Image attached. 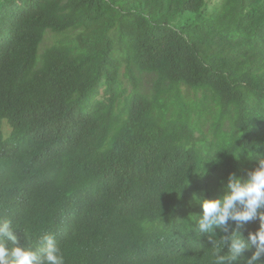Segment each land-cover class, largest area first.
<instances>
[{"label": "trees", "instance_id": "16d2710c", "mask_svg": "<svg viewBox=\"0 0 264 264\" xmlns=\"http://www.w3.org/2000/svg\"><path fill=\"white\" fill-rule=\"evenodd\" d=\"M48 31L67 37L42 50ZM0 116V218L21 246L54 234L65 264H158L135 246L213 264L195 197L264 158V0H0Z\"/></svg>", "mask_w": 264, "mask_h": 264}, {"label": "clouds", "instance_id": "9594fccd", "mask_svg": "<svg viewBox=\"0 0 264 264\" xmlns=\"http://www.w3.org/2000/svg\"><path fill=\"white\" fill-rule=\"evenodd\" d=\"M8 121L0 116V127L6 130L3 123L8 126ZM215 153L213 158L205 159L204 171L197 174H206L207 169L204 165L215 160ZM239 154L233 155L238 159ZM248 158L258 160V167L249 171L246 178L230 174L222 196L215 199L195 197L202 207V214L193 215L194 230L206 234L204 237L212 241V247L215 249L213 264H233L241 260L243 264H260L261 256L264 255V211H260L264 209V158L257 153L256 156L248 154ZM256 219L260 221L259 229L249 232L245 239L236 229ZM229 221L235 223L236 229L232 230L231 235L221 237L219 240L214 239L215 229L229 231ZM15 229L11 220L0 218V264H65L64 254L54 234H43L31 247H23L19 244ZM226 244L227 254L220 255ZM135 248L142 258L149 256L158 264H163L155 250L140 246ZM253 248L255 251L252 255L245 257L244 253Z\"/></svg>", "mask_w": 264, "mask_h": 264}, {"label": "rangeland", "instance_id": "374dc122", "mask_svg": "<svg viewBox=\"0 0 264 264\" xmlns=\"http://www.w3.org/2000/svg\"><path fill=\"white\" fill-rule=\"evenodd\" d=\"M67 36H64V35H54L52 34L51 32H47V35L45 37V40L42 44V50H44L45 48H48L50 46H52V44L56 43L57 41L65 38ZM3 126L4 127H8L6 123H3ZM9 132L10 131H6L4 128H3V134H4V138H6L8 135H9Z\"/></svg>", "mask_w": 264, "mask_h": 264}]
</instances>
